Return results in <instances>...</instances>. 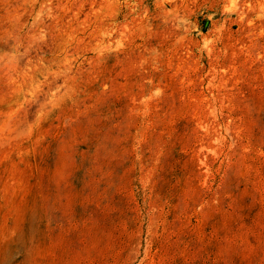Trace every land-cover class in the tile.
Returning <instances> with one entry per match:
<instances>
[{
    "label": "rangeland",
    "instance_id": "1",
    "mask_svg": "<svg viewBox=\"0 0 264 264\" xmlns=\"http://www.w3.org/2000/svg\"><path fill=\"white\" fill-rule=\"evenodd\" d=\"M0 264H264V0H0Z\"/></svg>",
    "mask_w": 264,
    "mask_h": 264
}]
</instances>
